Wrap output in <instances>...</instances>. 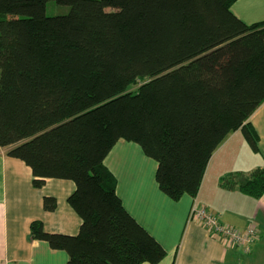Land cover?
Here are the masks:
<instances>
[{
    "label": "trees",
    "instance_id": "1",
    "mask_svg": "<svg viewBox=\"0 0 264 264\" xmlns=\"http://www.w3.org/2000/svg\"><path fill=\"white\" fill-rule=\"evenodd\" d=\"M0 0V151L47 179L76 184L77 234L30 224L67 264H157L164 246L124 206L105 159L120 140L157 161L172 199L196 196L218 147L264 102V21L236 0ZM241 175V174H240ZM228 174L226 183L232 177ZM240 187L264 195V167ZM56 197H44L53 211Z\"/></svg>",
    "mask_w": 264,
    "mask_h": 264
},
{
    "label": "crops",
    "instance_id": "2",
    "mask_svg": "<svg viewBox=\"0 0 264 264\" xmlns=\"http://www.w3.org/2000/svg\"><path fill=\"white\" fill-rule=\"evenodd\" d=\"M232 10L247 23L264 21V0H236ZM249 122L258 150L242 129L231 133L214 152L196 196L170 198L156 180L157 161L134 141L120 139L106 157L124 206L167 251L157 264H264V195L258 198L239 184L241 178L264 167V102ZM231 173L241 178L232 177L227 184ZM75 188L71 180L54 178L37 188L31 167L0 151V264H67L65 250L30 237V224L41 220L48 231L77 234L81 218L68 202ZM47 195L58 200L53 211L44 209ZM194 200L234 227L254 223L259 237L252 253L222 243L201 222L190 220Z\"/></svg>",
    "mask_w": 264,
    "mask_h": 264
},
{
    "label": "built area",
    "instance_id": "3",
    "mask_svg": "<svg viewBox=\"0 0 264 264\" xmlns=\"http://www.w3.org/2000/svg\"><path fill=\"white\" fill-rule=\"evenodd\" d=\"M189 219L201 222L215 239L226 245L229 244L232 248L247 255L252 253L254 244L259 237V230L254 223L246 228L234 227L223 222L206 206H200L197 200H194Z\"/></svg>",
    "mask_w": 264,
    "mask_h": 264
},
{
    "label": "rangeland",
    "instance_id": "4",
    "mask_svg": "<svg viewBox=\"0 0 264 264\" xmlns=\"http://www.w3.org/2000/svg\"><path fill=\"white\" fill-rule=\"evenodd\" d=\"M69 9L70 8L68 5H60L54 0L48 2V5H47L48 15L65 14V13L69 12Z\"/></svg>",
    "mask_w": 264,
    "mask_h": 264
}]
</instances>
